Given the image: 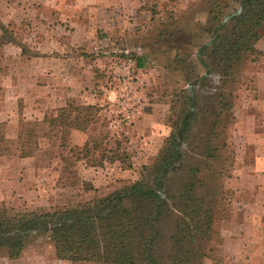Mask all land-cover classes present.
Listing matches in <instances>:
<instances>
[{
	"label": "rangeland",
	"instance_id": "1",
	"mask_svg": "<svg viewBox=\"0 0 264 264\" xmlns=\"http://www.w3.org/2000/svg\"><path fill=\"white\" fill-rule=\"evenodd\" d=\"M238 4L239 0H0V151L4 152L0 156V206L29 211L64 208L134 180L132 172L152 160L171 131L169 101L174 91L193 94L192 86L178 73L181 63L176 57L184 60L193 78L204 74L194 54L200 44L210 40L218 22L223 19L225 23L224 18L234 14ZM67 31L74 32L72 51L62 46L57 50L56 40L67 46ZM259 33L263 42L264 23ZM172 46L179 51H169ZM68 56L71 61L66 65ZM204 60L211 66L209 78L215 89H195L201 111L189 142L198 145L199 138L210 130L218 87L234 107L219 127L225 134L217 140L227 138L233 170L239 146L248 139L257 115L251 100L255 85L243 79L254 70L246 61L234 65L226 83H221L211 60ZM43 93H58L66 104L95 106L96 120L88 127L84 145L71 146L72 130L51 132L52 108L42 109L37 101L32 110L39 113L28 114L26 95ZM249 107L253 110L248 112ZM260 121L264 124L257 117L256 122ZM109 151L126 154L131 169L111 166ZM31 158L36 168L24 175L22 162ZM84 158L88 179L82 175ZM45 165H53L56 183L43 180ZM202 176L207 183L216 182L209 174ZM219 181L226 191L235 183L232 175ZM42 188L49 191L50 201H38L36 192ZM223 195L215 214L213 239L200 244V250L212 258L193 264H231L229 249L219 236L233 195ZM0 264L70 263L56 260L53 244L41 235L14 255L0 250Z\"/></svg>",
	"mask_w": 264,
	"mask_h": 264
},
{
	"label": "trees",
	"instance_id": "2",
	"mask_svg": "<svg viewBox=\"0 0 264 264\" xmlns=\"http://www.w3.org/2000/svg\"><path fill=\"white\" fill-rule=\"evenodd\" d=\"M238 8V15L225 23L220 20L210 40L198 46L194 56L204 74L193 78L184 60L176 57L183 64L178 73L192 86L193 94L174 91L169 101L171 131L152 160L140 167L136 179L64 208L29 211L0 206V250L11 256L33 238L45 235L53 244L56 260L70 264H193L212 258L200 250V244L213 239L215 214L223 194L231 193L219 180L230 177L233 165L227 138L217 140L225 134L218 130L234 107L218 87L210 130L194 147L189 140L201 111L195 89L214 88L211 66L204 57L218 70L221 83H226L234 65L260 62L264 57L257 49L264 0H239L234 13ZM178 49L172 46L169 51ZM141 65L137 61V67ZM95 120V106L69 103L49 125L52 133L56 128L85 131ZM117 152H107L110 163H117L122 171L131 169L126 154ZM202 174L216 182L207 183Z\"/></svg>",
	"mask_w": 264,
	"mask_h": 264
},
{
	"label": "crops",
	"instance_id": "3",
	"mask_svg": "<svg viewBox=\"0 0 264 264\" xmlns=\"http://www.w3.org/2000/svg\"><path fill=\"white\" fill-rule=\"evenodd\" d=\"M72 20V18L69 19V22H72ZM90 20L92 21L93 19L90 18ZM71 34H74V32L67 31V46L66 44L61 45L56 40L54 47L58 50V48L60 49L62 46L68 52L72 51L74 45H72L73 42H71L73 41V36ZM257 49L264 54V41L260 42L259 40L257 42ZM70 58V56L66 58V65L71 61ZM260 58L262 59L260 62L248 63L254 71L251 76L243 78L244 81L249 83L252 82L253 85H255L253 86L252 92L254 95L251 100L255 105L257 110L255 113H257V115L253 117L254 125L249 128L251 133L247 137L248 139L245 143L239 146L240 151L238 152L239 154L236 155L237 162H235L233 170L231 171V175L235 181L230 188L233 199L228 205L227 219H225L226 222H223L225 226H222L223 228L220 229L222 234L219 236V238L222 239L223 245L227 246L229 249L228 258L231 260V264H264V124H262L261 121L259 123L256 122L257 117L264 119V57ZM26 97H28L26 98V101L28 102L26 105L30 116H32L33 113H39V111L32 110L34 105L37 104L40 105L42 109L44 107L45 109H48V107L52 108L54 111L53 118L57 116L58 108L66 106V101L64 100L62 102V98L58 93L52 94L51 96L43 93L40 95H26ZM37 101L39 102L35 104ZM76 102L79 103V100H76ZM54 106L55 108H53ZM252 110V107H249L248 112ZM45 111L46 110H43L42 113H45ZM96 125L98 124H95V126ZM90 129L91 128H88L87 131L83 132L72 130L71 139L73 144H71V146L84 145L86 137L89 134L88 130ZM82 136L85 137L82 138ZM248 148L250 152L247 151ZM32 160L33 159L31 158L22 162L26 165V167L22 166L21 168L24 175L25 172L36 168L34 163L31 162ZM85 160V158L82 159V162L84 163L82 175L86 178L88 170ZM115 164L117 163H110L111 166H114ZM143 165H145V163ZM23 168L25 170H23ZM42 168L43 172H45L41 174L43 180L51 181L53 183L58 181L53 165H45ZM91 169L97 170V167ZM135 170L138 171V169ZM94 173L99 175L100 172L95 171ZM132 173L133 178L136 179L138 172ZM36 193L40 195V199H38L40 202H46V199L47 201L51 200L50 196H46L49 191H46L45 188H42V190H39ZM215 225L216 223L214 222V228Z\"/></svg>",
	"mask_w": 264,
	"mask_h": 264
},
{
	"label": "water",
	"instance_id": "4",
	"mask_svg": "<svg viewBox=\"0 0 264 264\" xmlns=\"http://www.w3.org/2000/svg\"><path fill=\"white\" fill-rule=\"evenodd\" d=\"M240 12H241V8H239V9L237 10V12L234 13V14H232L231 16L225 17V18H224V22H226L227 20H229L230 17L235 16V15H238Z\"/></svg>",
	"mask_w": 264,
	"mask_h": 264
},
{
	"label": "built area",
	"instance_id": "5",
	"mask_svg": "<svg viewBox=\"0 0 264 264\" xmlns=\"http://www.w3.org/2000/svg\"><path fill=\"white\" fill-rule=\"evenodd\" d=\"M130 118V116L128 115L127 117H126V119H129Z\"/></svg>",
	"mask_w": 264,
	"mask_h": 264
}]
</instances>
